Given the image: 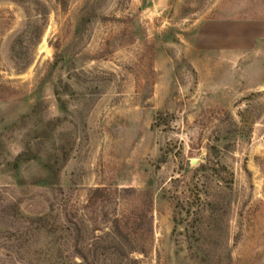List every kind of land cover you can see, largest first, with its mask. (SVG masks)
I'll use <instances>...</instances> for the list:
<instances>
[{"label": "rangeland", "instance_id": "1", "mask_svg": "<svg viewBox=\"0 0 264 264\" xmlns=\"http://www.w3.org/2000/svg\"><path fill=\"white\" fill-rule=\"evenodd\" d=\"M79 263L264 264V0H0V264Z\"/></svg>", "mask_w": 264, "mask_h": 264}, {"label": "trees", "instance_id": "2", "mask_svg": "<svg viewBox=\"0 0 264 264\" xmlns=\"http://www.w3.org/2000/svg\"><path fill=\"white\" fill-rule=\"evenodd\" d=\"M209 159H208V162L206 163H209ZM201 167H206L205 164H202ZM64 228V232H65V238H67L68 241H76V238H78L80 232H81V228L78 227L77 223L73 220H68L64 225L63 227ZM76 236V237H75ZM121 239L124 238L123 242L122 243H125V244H129L128 242V239L126 237H122L120 236ZM74 249L76 248V245L74 243ZM78 254L80 255V257L82 258V260H84V262H87L88 260V257H87V253L84 252V251H81V250H78L77 251ZM130 252V251H129ZM138 252H140V250H138ZM141 252H144V251H141ZM124 253V252H123ZM81 264V263H79Z\"/></svg>", "mask_w": 264, "mask_h": 264}]
</instances>
